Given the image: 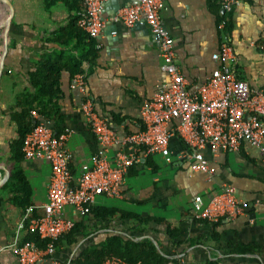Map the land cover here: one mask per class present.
I'll use <instances>...</instances> for the list:
<instances>
[{
	"label": "crops",
	"instance_id": "0c3cea01",
	"mask_svg": "<svg viewBox=\"0 0 264 264\" xmlns=\"http://www.w3.org/2000/svg\"><path fill=\"white\" fill-rule=\"evenodd\" d=\"M134 1L118 0V4ZM113 6L103 8L102 15L110 16ZM79 11L78 0H0V264H21L8 246L31 234L18 227L26 207L47 200L48 161L25 158L20 150L21 118L28 120L20 114L27 103L31 102L28 113L33 123H46L53 132L71 130L65 147L73 183L91 167L93 156L104 153L113 165L117 152L130 151L125 143L106 150L97 143L81 109L83 94L69 86L68 69L58 71L51 101L37 103L40 97L31 76L38 63L63 65L81 59L93 110L119 138L140 128L143 102L169 81L154 37L142 20L130 27L106 22L95 37H89L73 23ZM160 14L173 39L180 72L189 83L203 82L218 67L211 54L218 48L216 24L224 15L237 74L253 88L264 87V48L253 43L264 39V0H241L228 14L219 0H162ZM108 25L113 28L108 30ZM93 50L96 55L91 57ZM168 147L167 156L155 152L129 167L121 197L97 196L93 204L149 220L123 219L118 212L103 220L66 206L65 216L78 224L76 243L59 240L54 253L35 264H70L80 248L100 243L110 234L134 241L149 239L174 264L209 260L264 264V156L249 144L237 150L204 147L201 152L214 169L207 177L190 168L176 134L169 137ZM224 185L235 189L242 213L216 223L195 219L194 197L199 195L205 204ZM168 226L177 231L175 247L166 234Z\"/></svg>",
	"mask_w": 264,
	"mask_h": 264
},
{
	"label": "built area",
	"instance_id": "2783aa9c",
	"mask_svg": "<svg viewBox=\"0 0 264 264\" xmlns=\"http://www.w3.org/2000/svg\"><path fill=\"white\" fill-rule=\"evenodd\" d=\"M104 1L78 0L77 27L89 37H95L106 22H121L130 27L142 20L154 37L163 60L161 68L169 81L143 102L140 128L119 138L108 121L94 112L86 74L79 71L72 75L69 86L83 94L81 109L101 148L106 150L117 143L130 147L128 153L115 154L113 165L104 153L93 156L91 167L79 175L75 183L69 169L70 154L65 147L71 132L69 128L53 132L46 123L36 122L24 134L20 144L23 156L47 160L50 176L46 202L27 206L18 225L36 237L8 246L21 264H35L53 254L57 239L73 228L75 223L65 216L64 207L70 206L75 212L87 214L97 196L121 197L123 178L129 167L134 162L145 161L155 152L167 156L169 137L173 134L183 143L190 168L207 177L213 175L214 169L201 152L204 147L212 151L237 150L243 144H249L264 156V87L253 88L237 74L236 56L228 43L224 15L216 24L220 41L211 54L218 67L203 82L189 83L180 72L173 39L162 23V0H135L108 17L102 15ZM240 1L219 0V3L228 14ZM253 43L264 48V39ZM242 211V202L231 185H224L205 204L199 195L194 197L195 219L216 223ZM102 264L137 263L109 257Z\"/></svg>",
	"mask_w": 264,
	"mask_h": 264
},
{
	"label": "trees",
	"instance_id": "16d2710c",
	"mask_svg": "<svg viewBox=\"0 0 264 264\" xmlns=\"http://www.w3.org/2000/svg\"><path fill=\"white\" fill-rule=\"evenodd\" d=\"M75 23V19L73 20ZM228 27V21H227ZM88 36V35H87ZM96 55V51L93 50L90 53V56L93 57ZM87 57V56H86ZM85 59V57H81ZM58 61H41L38 63L35 72L32 74V84L35 87V93L40 97L37 103L45 104L46 102L51 101V96L55 95L57 91V73L60 68L64 67L69 70L70 75L73 73L79 72L83 69L82 61L70 59L69 61L63 63V65L57 64ZM50 83L49 87L46 89V84ZM52 86L56 87L53 88ZM31 102L27 103L23 109L21 116H26L28 118L27 122L24 118L22 119L21 133H20V142L22 137L26 132H28L34 125L30 119L28 113V106ZM21 144V143H20ZM120 213L123 219L136 218L140 221H147L149 219L138 217L126 212H119L114 208L106 207H95L91 206L90 212L94 217H98L103 220H107L110 217H114L115 213ZM155 222H161V219H154ZM163 221V220H162ZM205 221V220H202ZM207 222V221H206ZM78 224H74L73 228L65 233L63 236L57 239L55 242V247L59 240L64 239L68 243H76L77 237L74 235L78 233ZM166 234L169 236L170 243L173 247L177 246L175 238L177 237V231L168 226L166 228ZM35 235H29L26 239H34ZM109 257H120L129 262H134L137 264H170V260L166 258V255L163 252H160L154 243L149 239H143L134 241L127 239L118 234H110L105 237L100 243H95L91 245L83 246L75 254L74 258L71 260L70 264H102V262ZM199 264H218L217 261L209 260Z\"/></svg>",
	"mask_w": 264,
	"mask_h": 264
},
{
	"label": "water",
	"instance_id": "95a60500",
	"mask_svg": "<svg viewBox=\"0 0 264 264\" xmlns=\"http://www.w3.org/2000/svg\"><path fill=\"white\" fill-rule=\"evenodd\" d=\"M4 1V0H3ZM113 3L114 6L111 10V15L114 14L115 11H117V9L120 7L118 4V0H106L103 2V8H106L108 4ZM11 7V6H10ZM12 12V9L10 8V13ZM142 24H144V22L142 21ZM113 28V25H108L107 29L111 30Z\"/></svg>",
	"mask_w": 264,
	"mask_h": 264
}]
</instances>
